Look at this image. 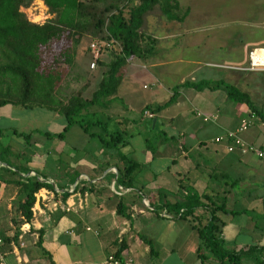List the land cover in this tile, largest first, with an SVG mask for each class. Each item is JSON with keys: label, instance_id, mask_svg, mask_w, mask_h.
I'll return each mask as SVG.
<instances>
[{"label": "crops", "instance_id": "0c3cea01", "mask_svg": "<svg viewBox=\"0 0 264 264\" xmlns=\"http://www.w3.org/2000/svg\"><path fill=\"white\" fill-rule=\"evenodd\" d=\"M165 25L166 29H160L162 35L155 36L145 32L156 40L152 54L144 60L133 57L126 61L116 94L107 99L109 111L108 117H106L109 119L112 115L116 120H121L119 122L124 124V129L131 128L132 118L126 114L123 118L120 117L116 100L121 101L122 111L127 112L131 110L132 102L135 99H142L141 117L149 118L150 121V117L144 115L143 111L151 113L152 119H154L153 122L151 120V127L155 124L156 128V125L159 124L158 132L163 135V139H166L157 150L159 151L158 155L154 157L148 152L143 140L141 142L139 133L133 135L127 132V142L119 148V152L132 158L134 149L130 146V141L139 138L141 146L138 150H140L145 169L143 176H138L137 179V172L141 169L139 165L133 176V186L126 188L116 183V164H119L116 154L113 151H109V153L101 151L97 138L95 139L98 144L93 145L90 154L82 152L83 147L90 144L94 138H89L79 128H69L62 137L30 136L29 141L33 146H50L47 150H50L48 153L56 154L53 158L55 163L52 166L43 164L39 166L35 162L37 170L33 168L28 170L30 175L35 174L39 180H46L45 182L50 183L53 190L41 187L35 192L38 201L32 206L37 211L27 223L28 231L22 235L23 246L18 245L17 238L16 242L10 240L8 245L1 247L8 264H103L104 258L109 253H114L120 246L118 257L123 260L129 259L128 264L219 263L209 251L208 254L203 253L197 236L196 227L205 224L208 217L209 211L206 206L195 207L191 213L179 218V213H175L173 208L162 207L155 211L152 206H149V203L158 204L159 197L163 195L168 202L173 203L186 195L185 188L179 180V170L170 168L173 164L183 171H188L190 168L196 170L200 166H206L210 162L214 167L217 165L228 171L234 169V165L241 161L243 156L226 152L221 145L212 149L211 156L201 148L202 141L196 140L195 135L205 123L193 112L199 111L204 115H216L217 121L215 119L212 124L215 132L213 138L227 129L236 127L239 122L235 120L232 107L230 111L223 112L221 120H218L220 116L215 112L221 103L227 104V106L232 104L225 91L217 86V82H224L223 79L227 80L232 77L234 71L221 73L222 78L219 79H207L199 71V60L192 58H179L173 62L180 65H174L171 69H163L162 67L169 64V61L164 62L163 60L168 45L159 47V41L183 35V32L175 30L176 26L167 23ZM184 33L190 34V31ZM210 34V40H213L215 33L211 32ZM164 44L167 43L164 42ZM145 62H148L150 67L147 71L148 77L151 79L150 85L155 88L147 95H142L131 81H135L136 78L139 80L141 77L140 68L146 70ZM206 65L215 68L228 67L215 62H207ZM164 74L177 76V83L172 85L167 82L163 79ZM210 76L213 77L214 74ZM196 78L199 79L196 80ZM125 80L128 81L127 86H121ZM200 81H207L209 84L203 88L191 85ZM229 83L234 86L236 84ZM182 86H185L187 91L181 90ZM141 87L145 88L146 86L142 84ZM173 91L176 92L174 99L166 107L158 112L145 109L147 105L154 107L162 104ZM188 105L193 117L200 120L198 124L185 111V107ZM168 108L172 110L170 111L172 114H169V111L163 114L162 111L167 112ZM48 111L59 115L56 111L49 109ZM241 111L243 109H240ZM243 115L244 113L241 112L239 120ZM175 117L177 118L175 119ZM176 120L177 122H175ZM196 124L199 126L198 128ZM251 128L253 129H248L243 132L244 135H241L244 139L256 140L260 134L264 138V127L256 124ZM56 132L59 131L48 133ZM8 141L7 144L14 147L15 150L21 148V143L16 138L9 137ZM168 141H173L177 147L176 158L170 153ZM190 152L193 153L191 156L198 155L199 160L196 163H192L188 158ZM203 153H206L207 157L203 156ZM11 161L16 165H22L19 155L17 158L11 157ZM136 162L140 164L138 161ZM258 168L263 169L262 166ZM234 171L237 172V170ZM243 178L235 176L229 184L230 186L223 182V187H219L209 185L200 175H197L193 176L187 184L197 194L205 195L199 200L207 205L210 203L220 204L224 201L227 209H234L233 205L235 204L240 205L237 209H246L244 212L238 213L216 212L218 218L223 222L219 225L220 237L228 249L253 247L247 253L240 255L237 264H260V261L264 262V206L262 205V194L254 190L260 183L257 180ZM8 185L10 184H0V193L5 199L2 201L6 204L4 208L11 216L10 206L16 203L15 186L11 184L14 187L12 195L3 197L2 187ZM181 191L183 196H180ZM55 199H59L63 205L68 206L69 210L62 211L59 208L51 207L50 203ZM8 226H10V222ZM13 231L14 229H8L6 232L1 231L0 234L9 236ZM38 235L40 244L36 243ZM199 251L204 257L203 259L197 254Z\"/></svg>", "mask_w": 264, "mask_h": 264}, {"label": "trees", "instance_id": "16d2710c", "mask_svg": "<svg viewBox=\"0 0 264 264\" xmlns=\"http://www.w3.org/2000/svg\"><path fill=\"white\" fill-rule=\"evenodd\" d=\"M30 1L0 0V107L5 104L20 105L25 108L39 106L56 111L63 118L62 129L56 133L41 132L40 134L47 138L62 137L71 126H77L89 138H97L105 149L116 154L119 161V164H116V183L126 188L132 187L133 176L139 164L119 152V148L127 142V132H109L106 123L96 116L92 106L95 102L116 94L124 65L129 58L144 60L154 51L155 38L141 30L145 13L158 6L166 19L178 18L175 14L180 8L178 0H137L132 5H128L130 0H41L52 15L42 23L28 21L19 10L20 6L27 5ZM178 19H182V15ZM84 32L99 35L101 40L112 39L119 49L111 50V57L102 69L97 86L89 97H82L76 92L62 102L54 97L56 81L59 77L58 72L54 70V64L59 60L69 62L71 59L69 49L64 48L48 61L42 59L40 51H43L53 39L61 37L76 43ZM110 48L112 45L107 47ZM95 61L101 63L98 58ZM208 84L207 81H200L191 85L203 88ZM217 86L225 91L230 101L243 103L247 113L252 111L259 119L264 120L262 110L255 107L246 92L223 81L217 82ZM175 93L173 91L162 104L154 107L147 105L145 109L158 112L173 101ZM151 120L152 116L150 124ZM151 128L155 129V124ZM34 131L24 133L11 130L14 135L22 137L26 142ZM3 132L4 130L0 128V139ZM144 141L147 142L146 139ZM145 147L147 148L148 145ZM11 157L17 158L18 153L12 152L8 144L0 143L2 164L0 184L15 186L16 200L12 205L10 216L14 231L9 236L0 235L1 247L8 245L10 240L16 242L20 224L30 222V207L34 202V193L41 187L53 190L50 183L38 180L37 175H26L29 169L14 164ZM185 191L186 195L179 201L170 203L163 195L159 197L158 204L149 203V206L155 211L162 207L166 209L171 207L175 213H179V218L191 213L195 207L206 206L209 211L207 220L202 226L196 227L200 246L206 248L213 258L219 261L218 264L223 262L237 264L240 255L247 253L253 247L226 248L219 229V225L223 222L216 212L238 213L246 209H227L224 201L220 204L207 205L199 200L200 197H205L204 194H197L192 188ZM39 240L38 235L37 244H40ZM120 249L121 246L114 252L116 256ZM197 254L201 259L204 258L200 251ZM260 264L264 262L260 261Z\"/></svg>", "mask_w": 264, "mask_h": 264}, {"label": "rangeland", "instance_id": "374dc122", "mask_svg": "<svg viewBox=\"0 0 264 264\" xmlns=\"http://www.w3.org/2000/svg\"><path fill=\"white\" fill-rule=\"evenodd\" d=\"M136 1L137 0H130L128 5H132L136 3ZM178 4L180 8L175 14L178 18L182 15V19H166L161 14L158 6L153 7L143 16L141 24V30L143 32L155 36L162 35L163 33L160 29H166L165 23L174 25L176 26L175 30L183 32V35L177 38H168L159 41V47L168 45L163 60L164 62L169 61V64L162 68L171 69L174 65H180L179 63L173 62L179 58H192L199 60V71L207 79H219L222 78L221 73L234 71L232 77L227 80L223 79L224 82L236 83L237 85L235 84V86L239 90L246 92L255 107L260 108L264 114V70L244 69L247 66V51L253 46H264V0H178ZM19 10L25 15L28 21L35 23L44 22L52 17L40 0H31L27 5L20 6ZM187 31H190V34L184 33ZM211 32L215 33L212 38L213 40H210ZM191 39H193V41H191ZM100 40L99 35L84 32L76 43L61 37L53 39L43 51H40L42 59L48 61L50 58L55 57V55L61 52L64 48L69 49L68 53L71 56L70 61L65 62L59 60L60 63H58V61L54 64V70H56L59 75L54 92V97L56 99L64 102L70 95L75 94L76 92L82 97H89L92 91L96 88L101 71L105 68V64L111 57V50L117 51L119 49V46L115 43L112 44V48L110 49L103 48L98 57L101 63L99 64L95 61L94 67L89 68L91 54L87 46L91 41ZM164 42L167 44H164ZM109 47H111V45ZM207 62L224 64L228 67H210L206 65ZM144 65L146 70L145 68H140L141 77H139V80L136 78V80L131 81V83L133 82L132 85L138 89L139 93L147 95L155 87L153 88V86L150 85L151 79L147 74L148 69H150L148 62H145ZM234 66H237L239 69ZM212 74H214L213 77L210 76ZM163 77V79L167 80V82L172 85L177 83V76L175 75L171 76L164 74ZM198 79L199 78H196V80ZM126 83H128L127 80L122 82L121 86H127ZM142 84H145L146 87L142 88ZM182 87L183 88H180L181 90L184 89L183 91H187L185 86ZM222 93H224V91H222ZM107 99L108 98L103 101L99 100L95 102L92 109L96 111V116L102 122L104 121L106 123L108 131L126 130L128 134L130 133L133 135L139 133L141 142L143 140L144 146L148 145V152L156 157L159 152L157 150L166 139H163V135L158 132L159 124L156 125L155 129H152L149 118L141 117L140 110L142 99H135L132 102L131 110L127 112L122 111L121 101L116 100V107L119 108L120 117L123 118L124 114H126V116L132 118L131 128L128 127L126 129H124V124L119 122L121 120H116L114 116L111 115L109 119L106 118L108 117L107 113L109 111V103L107 102ZM230 103H232L231 106H227V104L223 103L219 105L217 111H215L217 115L219 114L220 116L218 120H221V116L224 115L223 112L226 113V110L230 111L232 107L235 120L239 122L241 112L245 115L247 110L243 103L233 101H230ZM189 108V105L188 107H185V111L190 117H193ZM240 109H243V111L240 112ZM168 111L169 114H172L170 113V111H172L170 108H168L167 112L164 110L162 113H168ZM193 112L195 114V111ZM169 114L166 115L169 116ZM198 117L201 118L200 116ZM176 118L177 117H175V119ZM193 119L197 124L200 121L198 118L193 117ZM175 122H177V120ZM202 122L205 124L199 129V132L195 137L196 140L202 141L201 148L206 150L211 156V154H213L212 149L217 147V145L222 146V144H216L213 142V136L215 134L214 127L212 126L213 122L211 123V121L203 120ZM197 124L196 127L198 128L199 126H197ZM62 126V116L60 114L57 116V114L48 111V109L44 107L34 106L31 108H25L20 105L9 104L0 107V128L4 130L0 143L1 145H7L9 137L13 139L16 138V140L21 143V148L15 150L14 147L10 145L9 147L12 152L15 150L18 153L22 160L21 164L28 169L33 168L37 170L35 162L38 163L39 166L42 164L45 166H52L55 163L53 158H55L56 154L48 153L50 152V150L47 151L50 147L49 145V147L45 145H39V147L33 146L31 141L26 142L22 137L14 135L11 130L14 129L18 132L24 133L35 130L32 132L31 136H41V132L60 131ZM71 127L77 128V126ZM252 129L253 128H249V130ZM241 135H244V133ZM145 139L147 142L144 141ZM247 141L264 143V138L260 134L256 140L249 138ZM95 143L98 144V141L94 138L91 140L90 144L83 147L84 150L82 152L90 154ZM168 144L170 146V153L176 158L178 150L176 149L177 147L175 143L173 141H168ZM99 146L101 151L109 153V150L105 149L100 143ZM130 146L134 149V152L131 155L132 158L138 161L141 167L140 171L137 172L138 174L136 173L138 179V176H143L145 169V164H143L141 160L142 156L140 150H138L141 146L140 139H132L130 141ZM125 148L127 149L128 146ZM192 154L193 153L190 152L188 158L192 163H196L199 160V157L198 155L191 156ZM203 154V156L207 157L206 153ZM248 156H243L241 161L234 165V169L228 171L221 169L217 165L214 167L210 162L206 166H200L196 170L190 168L188 171H183L178 168L176 164L171 165L170 168H176L179 170L180 182L186 190L191 189L190 185L187 184L188 181H191L193 176L197 175H200L209 185L212 184L213 186L216 185L219 187H223V182H226L228 186H230L229 184L235 176H240L241 178L244 177L243 179L248 180H257L260 185L258 188H254V190L262 194V205L264 206V159L258 160L253 156ZM61 158L63 159V155ZM206 163L207 161L205 164ZM260 166H262L263 169L258 168ZM234 170H237V172ZM13 188L14 187L11 184L7 187L3 186V197L12 195ZM180 196H183L182 191ZM212 199L214 198L212 197ZM4 200L5 199L2 198L0 193V232H6L8 229L13 230V226L10 222V213H7L8 210H5L4 208L6 204L2 202ZM6 201L9 202V200ZM10 207L12 208V206ZM239 207L240 205L238 204L233 205L234 209ZM9 222L10 226H8ZM205 249L206 248L202 247L203 253L208 254V250Z\"/></svg>", "mask_w": 264, "mask_h": 264}, {"label": "built area", "instance_id": "2783aa9c", "mask_svg": "<svg viewBox=\"0 0 264 264\" xmlns=\"http://www.w3.org/2000/svg\"><path fill=\"white\" fill-rule=\"evenodd\" d=\"M42 2V1H41ZM44 5V4H43ZM42 23V22H41ZM114 40H100L91 41L88 44V50L91 54V60L89 62V68H93L95 65V60L99 57L100 52L103 48H107L112 45ZM246 70H264V46H253L247 51V66L244 68ZM143 114L151 117V113L144 110ZM197 116H200L203 121H212L216 119V115H204L199 111H195ZM256 124L264 127V120L259 119L254 112L246 113L239 120V123L233 129H227L220 135L213 138V142L216 144H222L224 150L229 153H236L238 156L250 155L257 159H264V143L247 141L241 134ZM2 164L0 163V166ZM35 201L33 204L37 203L38 196L34 193ZM53 208H59L62 211L69 210L68 206L63 205L59 199H55L50 203ZM31 217L37 211L34 206L30 207ZM28 231L27 222H23L19 226L18 245L23 246L22 235ZM2 239L0 237V264H8L5 259V253L1 250ZM15 249V245H14ZM103 264H128L129 259L123 260L116 256L114 253H109L104 260Z\"/></svg>", "mask_w": 264, "mask_h": 264}, {"label": "water", "instance_id": "95a60500", "mask_svg": "<svg viewBox=\"0 0 264 264\" xmlns=\"http://www.w3.org/2000/svg\"><path fill=\"white\" fill-rule=\"evenodd\" d=\"M154 121V119H152V122ZM26 175H30L29 173H27ZM35 175V174H34ZM38 180H39V178H38ZM43 181V180H42ZM46 181V180H45Z\"/></svg>", "mask_w": 264, "mask_h": 264}]
</instances>
